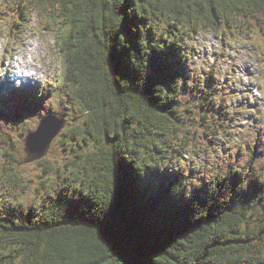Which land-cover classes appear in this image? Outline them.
I'll use <instances>...</instances> for the list:
<instances>
[{
	"label": "trees",
	"instance_id": "obj_1",
	"mask_svg": "<svg viewBox=\"0 0 264 264\" xmlns=\"http://www.w3.org/2000/svg\"><path fill=\"white\" fill-rule=\"evenodd\" d=\"M3 1L15 25L36 13L59 75L51 96L0 100V180L25 189L0 204V264H264L263 141L207 176L165 171L230 126L187 41L249 37L264 65V0ZM48 115L67 121L65 155L55 170L37 162L34 196L23 139Z\"/></svg>",
	"mask_w": 264,
	"mask_h": 264
},
{
	"label": "rangeland",
	"instance_id": "obj_2",
	"mask_svg": "<svg viewBox=\"0 0 264 264\" xmlns=\"http://www.w3.org/2000/svg\"><path fill=\"white\" fill-rule=\"evenodd\" d=\"M1 2L4 1L0 0ZM27 18L29 21L21 19L15 25L9 10L6 13L4 6L0 8V100L2 103L12 104L15 93L19 91L21 78L24 84L36 88L39 96H51L55 90L59 62L54 49V40L49 33L42 31L36 13L29 14ZM185 49L189 64L196 70L201 83L205 82L204 87L210 85V77H213L220 88L216 95L226 96L230 126L218 136H214V144L207 145V150L196 148L185 151L167 163L165 171L170 174L179 171L184 176L196 178L207 176L222 159L246 160L253 154L256 158L254 149L257 145H261L262 141L264 142V65L262 53L257 45L249 37L221 38L212 32H206L189 39ZM30 53H32L31 59L28 57ZM22 59L27 62L22 63ZM253 87L259 88V91L254 93ZM60 97L61 95L54 99V104L59 105ZM38 123L39 121L36 125L35 122L27 121V124L35 126V130ZM16 138L14 136V140ZM58 138L59 136L54 139L48 154L42 159L50 164L53 170L59 166L61 158L65 155L56 144ZM37 162L27 164L28 167L22 170L32 178L30 187L34 196L38 195V191L35 190L36 185L40 186L37 172L42 171V168H37ZM45 177L46 174L43 179ZM24 193V188L14 189L12 185L0 180V204L20 202V199L25 197Z\"/></svg>",
	"mask_w": 264,
	"mask_h": 264
},
{
	"label": "water",
	"instance_id": "obj_3",
	"mask_svg": "<svg viewBox=\"0 0 264 264\" xmlns=\"http://www.w3.org/2000/svg\"><path fill=\"white\" fill-rule=\"evenodd\" d=\"M66 123L67 121L58 115L41 118L36 130L26 134L23 139L25 157L21 164L27 165L42 160L48 154L54 139L65 128Z\"/></svg>",
	"mask_w": 264,
	"mask_h": 264
},
{
	"label": "bare ground",
	"instance_id": "obj_4",
	"mask_svg": "<svg viewBox=\"0 0 264 264\" xmlns=\"http://www.w3.org/2000/svg\"><path fill=\"white\" fill-rule=\"evenodd\" d=\"M28 57L31 59V57H32V53H30V55H28ZM23 62H27V60H25V59H22V63ZM34 63H35V61H34ZM34 67V66H33ZM32 70V69H31ZM37 73V72H36ZM35 75V74H34Z\"/></svg>",
	"mask_w": 264,
	"mask_h": 264
},
{
	"label": "snow or ice",
	"instance_id": "obj_5",
	"mask_svg": "<svg viewBox=\"0 0 264 264\" xmlns=\"http://www.w3.org/2000/svg\"><path fill=\"white\" fill-rule=\"evenodd\" d=\"M157 82H160V80L158 79ZM144 178H145V177H143V179H144Z\"/></svg>",
	"mask_w": 264,
	"mask_h": 264
}]
</instances>
